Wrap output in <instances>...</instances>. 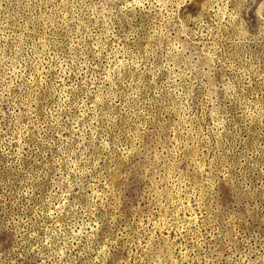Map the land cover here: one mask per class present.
<instances>
[{
	"label": "rangeland",
	"instance_id": "obj_1",
	"mask_svg": "<svg viewBox=\"0 0 264 264\" xmlns=\"http://www.w3.org/2000/svg\"><path fill=\"white\" fill-rule=\"evenodd\" d=\"M0 264H264V0H0Z\"/></svg>",
	"mask_w": 264,
	"mask_h": 264
}]
</instances>
